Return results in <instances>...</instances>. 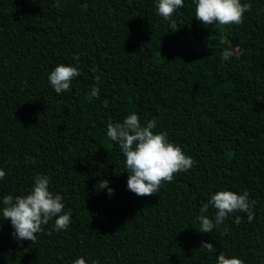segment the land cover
Returning <instances> with one entry per match:
<instances>
[{
    "label": "trees",
    "instance_id": "16d2710c",
    "mask_svg": "<svg viewBox=\"0 0 264 264\" xmlns=\"http://www.w3.org/2000/svg\"><path fill=\"white\" fill-rule=\"evenodd\" d=\"M157 2L0 0V264H216L220 253L264 264V0H241L251 10L227 26H204L184 0L175 27ZM226 45L240 52L224 61ZM60 64L81 74L57 94L48 76ZM132 113L195 161L151 196L127 189L126 158L106 134ZM37 175L71 222L56 231L54 217L35 242L18 241L3 197L28 194ZM222 190L247 191L253 219L229 214L201 233L200 209Z\"/></svg>",
    "mask_w": 264,
    "mask_h": 264
},
{
    "label": "clouds",
    "instance_id": "9594fccd",
    "mask_svg": "<svg viewBox=\"0 0 264 264\" xmlns=\"http://www.w3.org/2000/svg\"><path fill=\"white\" fill-rule=\"evenodd\" d=\"M195 19L204 26L218 24L219 26L239 25L243 16L251 10L249 3L241 0H194ZM184 6V0H158L156 9L164 20H171L177 8ZM175 27V21L171 20ZM237 55L235 50L226 49L221 53V58L227 61ZM78 59V57H74ZM78 67L57 65L48 76L51 87L57 94L70 90L73 78L79 76ZM90 95L99 97V89L92 87ZM156 119L148 120L145 125L140 123L136 113L128 115L122 123L107 125V137L119 145L125 156V170L128 172L127 189L137 196H151L156 194L164 182H171L178 172H187L195 161L184 154L182 149L168 140L164 131L154 133ZM5 177V172L0 170V180ZM49 178L46 175H37L34 185L26 195L13 198L11 194L3 197V219L10 220L14 229L12 235L18 241L35 242L36 234L42 231V225L55 217V230H66L71 222V213H64L63 197L53 195L49 191ZM97 189H107L109 196L113 189L109 188V181L98 182ZM255 200H249V193L237 194L232 191L222 190L213 194L208 203H205L199 215V231L210 233L216 225L224 223L229 214L237 212L247 213L249 222L253 219L252 207ZM212 206L216 212L214 220L204 215ZM63 213V214H62ZM241 217L236 216L235 223H240ZM227 232V228H225ZM201 250L211 253L214 246L202 242ZM73 264H87L83 257H78ZM216 264H244L236 257L226 258L223 253L216 257Z\"/></svg>",
    "mask_w": 264,
    "mask_h": 264
},
{
    "label": "rangeland",
    "instance_id": "374dc122",
    "mask_svg": "<svg viewBox=\"0 0 264 264\" xmlns=\"http://www.w3.org/2000/svg\"><path fill=\"white\" fill-rule=\"evenodd\" d=\"M189 32H190L189 29H185V28H180V29H178V30L176 31V33H177L178 35H180V36L183 37L182 40H184V43H185L184 45H186V47L189 46L190 43L192 42L191 37H189ZM221 41H225V38L223 37ZM181 43H182V42H181ZM203 45H204L205 47H207V46H208V43L205 42V43H203ZM226 48H227V49L235 50L236 53H239V52H240V49H239V48L232 47V46H230V45H226Z\"/></svg>",
    "mask_w": 264,
    "mask_h": 264
}]
</instances>
